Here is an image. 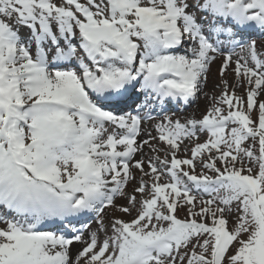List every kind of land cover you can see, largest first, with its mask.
I'll return each mask as SVG.
<instances>
[{
	"label": "snow or ice",
	"instance_id": "obj_1",
	"mask_svg": "<svg viewBox=\"0 0 264 264\" xmlns=\"http://www.w3.org/2000/svg\"><path fill=\"white\" fill-rule=\"evenodd\" d=\"M253 35L264 0H0V264H264Z\"/></svg>",
	"mask_w": 264,
	"mask_h": 264
},
{
	"label": "rangeland",
	"instance_id": "obj_2",
	"mask_svg": "<svg viewBox=\"0 0 264 264\" xmlns=\"http://www.w3.org/2000/svg\"><path fill=\"white\" fill-rule=\"evenodd\" d=\"M57 2H59V0H57ZM82 3H86V0H81ZM97 2H99V0H97ZM257 41L258 43V46L261 45V42L264 41V36H260L259 38H253ZM237 52H239V49L236 50ZM233 59L235 60L236 57L234 56ZM223 63V57H217V59L210 65V71L208 73V81H207V85L205 87V92L209 95V92L212 95H220V92H221V88H218L216 87V84H214L212 82V75L214 74V70L216 68H221V65ZM235 67V64H230L229 68L225 71V73L228 74V76H231V72L232 69ZM236 79V78H235ZM235 81V80H234ZM229 83H230V80H229ZM212 90V91H211ZM236 93H238V95H244L245 98H246V93H245V89L243 87H240V88H237L236 89ZM205 96L203 93H201L199 95V99L189 105L186 109H179V110H175V111H171L169 112V115H173V119H180L181 122H184L185 118H191V117H195L197 119H200L203 117L204 114H206L208 108L205 107L204 105V109H198L199 107H203V102L204 100L206 101L207 98L208 100H210V97L209 96ZM259 100H264V94H262L259 98ZM194 110V111H193ZM253 115L255 116V113H253ZM156 121H152V122H147V125L144 127L145 129H147L148 132H151V135L152 136H157V132L155 130V128L152 126ZM147 136H146V133H142L140 137H138L139 140H144L146 139ZM207 138V136L205 134H201L200 137H199V142H203L205 139ZM185 143H187V141H185ZM162 147H166L165 145L161 144ZM145 151L147 152V149H145ZM150 154V153H149ZM163 155V154H161ZM187 155L190 156V153H188ZM137 159H140V156L138 155L136 157ZM218 166H220L218 164ZM199 167L197 168V171H199ZM210 175H214V173H209ZM138 176H139V173H138ZM138 186V185H136ZM128 191L131 192L132 191V186L130 185L129 188H128ZM138 195V198H139V194ZM116 204L117 205H126L127 204V201L125 199H117L116 200ZM109 211V215H115V216H119L125 220H131L133 218V216L135 215V213H133V216H128L126 214H123V213H120L119 211H112L111 209L108 210ZM177 215L179 218H184L186 215H187V212L186 210L184 209H180L178 210L177 212ZM90 224H91V227L92 229H95L96 225H95V222L94 221H90ZM5 225L3 224H0V227H4ZM82 248V245L80 243H74L72 246H71V251L73 253H75L78 249H81Z\"/></svg>",
	"mask_w": 264,
	"mask_h": 264
},
{
	"label": "bare ground",
	"instance_id": "obj_3",
	"mask_svg": "<svg viewBox=\"0 0 264 264\" xmlns=\"http://www.w3.org/2000/svg\"><path fill=\"white\" fill-rule=\"evenodd\" d=\"M214 71H215V72H214V74L212 75V82H213L214 84L218 85V84H220V82H221L220 68L218 67V68H216ZM224 78L227 79L228 81L230 80V84H231V83L234 82V80H235V78H236V77H235V73H234V72H231V76H228V74L225 73ZM211 91H212V90H211ZM220 93H221V92H220ZM237 94H238V93H237ZM208 96H209V97L211 96L210 92H209V95H208ZM216 96H218V95L216 94ZM204 105H205L206 108H209V107L211 106V100H208V98H207L206 101L204 100V102H203V107L201 106V107H199L198 109H204ZM193 111H194V110H193ZM137 175H138V173H137Z\"/></svg>",
	"mask_w": 264,
	"mask_h": 264
}]
</instances>
